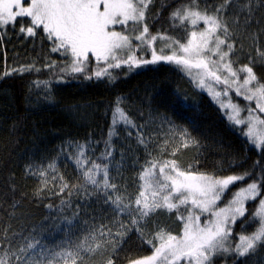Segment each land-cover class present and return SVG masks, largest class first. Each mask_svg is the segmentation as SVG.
Listing matches in <instances>:
<instances>
[{"label":"trees","instance_id":"trees-1","mask_svg":"<svg viewBox=\"0 0 264 264\" xmlns=\"http://www.w3.org/2000/svg\"><path fill=\"white\" fill-rule=\"evenodd\" d=\"M188 3L189 0H151L143 23L149 28V38L160 34L153 44L157 51L163 44L172 45L169 36L183 40L184 26L170 16L177 7ZM221 3L222 0H199V7L203 10L207 5L211 11ZM246 3L248 0H238L236 7H230L224 13L233 43L229 58L234 69L250 66L257 81L264 83V57L260 55L264 53V0H251L250 15L247 9L239 12L242 15L238 26L241 40L246 41V36L256 34L257 54L256 44L251 50L244 42L238 43L237 34L228 22L230 12ZM137 44L141 47L135 52L136 57L151 59V49L133 40V45ZM126 54L127 51L122 56ZM53 62L55 69L47 67ZM21 66H34L39 70L24 71L23 74L11 71ZM64 66V58L51 51V45L43 35L27 37L17 27L9 30L0 43V240L16 237L15 243L19 246L27 242L19 237L31 238L35 234L43 235L51 246L70 232L77 243L94 246L93 229L100 224L111 226L115 223V212L98 198L99 193L91 191L92 186L76 162L99 156L105 139L111 141L114 149L109 180L117 184L122 203H128L138 195V186L144 183L139 179L141 168L149 159H174L182 169L214 177L245 172L256 175L259 173L257 162L264 165L261 150L251 148L237 126H230L220 105L213 102L207 91L196 86V70L190 76L166 62L142 63L138 67L122 64L120 68L110 70L113 82H108L107 77L97 80L71 76L55 82L60 80L59 69ZM5 72L11 74L5 75ZM239 75L242 80L245 73ZM37 82H49L50 87L44 88ZM232 87L234 89L236 85ZM229 96L233 103L255 107L253 102L239 100L235 91L229 92ZM116 107L133 121L135 128L122 126L123 118L115 112ZM164 118L170 123H162ZM113 123L117 126L114 131H119L115 138L108 136ZM238 127L245 128L243 125ZM129 130L132 136L127 134ZM137 130L144 134L141 139L146 140V145L138 142ZM181 130H186L192 138L186 147L185 141L181 140ZM89 141L91 144L83 150L85 155L81 158L79 145ZM172 152H175L174 156ZM252 178L230 185L225 195L230 198L232 191L246 186ZM65 182L68 188L56 195ZM259 199L245 201V215L231 226L228 243L233 247L240 243V235H250L259 227V217L255 216L261 211ZM62 200L67 204H62ZM224 204L225 200L221 199L218 206ZM205 218L201 217L202 220ZM121 219L128 231L102 242L95 252H82L84 259L77 264H107L109 258L114 264H129L133 259L152 254L151 245L145 241L152 239L157 230L173 235L182 232L175 211L158 209L140 221L142 235L131 225L127 211ZM68 220L72 223L68 224ZM95 235L99 237L98 232ZM3 255L0 250V257ZM212 264H264V245L258 244L243 257L234 253L215 254Z\"/></svg>","mask_w":264,"mask_h":264},{"label":"snow or ice","instance_id":"snow-or-ice-1","mask_svg":"<svg viewBox=\"0 0 264 264\" xmlns=\"http://www.w3.org/2000/svg\"><path fill=\"white\" fill-rule=\"evenodd\" d=\"M150 3L151 0H0V43L9 30L17 27L27 37L43 35L50 43L51 51L64 58L65 66L59 69L60 80L55 82H61L69 76L74 79L83 77L97 80L107 77L108 82H113L114 77L110 70L120 68L122 64L138 67L142 63L166 62L174 64L190 76L196 70V86L207 91L213 102L219 100L222 114L230 126H237L239 134L247 138L246 143H250L251 148L260 149V155H264V133H257L254 124V121H258L264 125V120L253 115L254 109L250 105L245 106L248 115L241 117L240 112L245 109L233 103L229 96V92L235 91L236 96L243 95L246 101L255 98V108L264 113V83L257 81L252 67L246 65L239 70L234 69L229 58L233 43L228 35L229 28L224 21V13L230 7H236L238 0H222L219 7L214 6L211 11L207 5L201 10L199 0H189L188 4L177 7L170 18L184 26V37L183 40L168 37L172 40V45H168L172 49L170 53H165L163 49L157 51L153 47L159 33L149 38V28L143 21ZM239 7L241 10L247 9L249 15L251 14V0ZM200 23H203V28L198 27ZM133 40L140 41L151 49V59L136 57L135 52L141 46L133 45ZM125 51L127 54L122 56ZM260 55L264 57V53ZM47 67L55 69L56 64L53 62ZM33 70L39 69L34 66H21L11 71L23 74L24 71ZM241 72L245 73L242 80L239 75ZM8 74L11 73L5 72V75ZM37 83L44 88L50 87L49 82ZM219 85L224 87L217 88ZM233 85H236L234 89ZM221 96L228 97L227 101L219 99ZM115 112L123 118L124 128H135L133 121L122 109L116 107ZM165 122L170 123L167 118L162 121ZM241 125H246V129L238 127ZM116 127L114 123L110 125L108 136L115 138L119 135L118 130L114 131ZM127 134L132 136V131L129 130ZM143 135L137 130L138 142L146 145V140L141 139ZM181 140L185 141V147L192 142L186 130H181ZM90 144L91 141L79 145L81 158L85 155L83 150ZM113 151L111 141L105 139L99 156L94 159L84 158L82 161L78 159L76 162L82 168L83 177L92 186L91 191L99 193L98 198H102L115 212V223L111 226L100 224L93 229L92 238L96 241L94 246L85 247L82 242L77 243L70 232H66L63 240L51 246L43 235L19 237L27 241L19 246L15 243L16 237H5L0 240V250L4 253L0 257V264L82 262V252H95L102 242L128 231L121 219L126 211L131 225L141 235L143 227L140 221L158 209L175 211L176 218L182 224L180 235L157 230L152 239L145 241L151 245L152 254L133 259L129 264H212V256L215 254L234 253L235 256L243 257L250 250H255L258 244L264 245V165L257 162L259 173L256 175L245 172L214 177L182 169L174 159H149L145 162V167L141 168L139 179L144 183L138 186V195L128 203H122V194H117V184L109 180ZM171 155L174 156L175 152ZM120 161L122 164L123 156ZM248 177H253L250 183L232 191L230 198L225 195L230 185ZM66 188L68 184L62 183L55 194L60 195ZM257 197H260L258 205L261 211L255 213V216L259 217V227L250 235H240V243L233 247L228 243L232 235L231 226L239 217L245 215V201H256ZM221 199L225 200V204L219 207ZM61 203L67 204V201L62 200ZM202 216L206 218L202 220ZM67 223L71 224L72 221L68 220ZM96 232L99 237L95 235ZM107 264H114L113 259L109 258Z\"/></svg>","mask_w":264,"mask_h":264},{"label":"rangeland","instance_id":"rangeland-1","mask_svg":"<svg viewBox=\"0 0 264 264\" xmlns=\"http://www.w3.org/2000/svg\"><path fill=\"white\" fill-rule=\"evenodd\" d=\"M239 12H243V10H241L240 8H237V9H235V11L233 12V11H231L230 12V14H229V19H228V22L232 25L231 26V28L230 29H232L233 31H235V33L237 34V40H238V43L240 44V43H243L244 42V44L247 46V47H250V49L252 50V48H253V45H255L256 44V46H257V44H258V41L256 40V38H257V36H256V34H251L250 36L248 35V36H246V41H242L241 40V35L239 34L240 32V27L238 28V26L240 25V23H241V19L239 18V17H241L242 15H241V13H239ZM191 26V25H190ZM198 27L199 28H203L204 27V25H203V23H200L199 25H198ZM251 40V41H250ZM254 47V50H255V53L257 54L258 53V46L257 47ZM160 49H163L164 51L165 50H167L168 49V46L167 45H165V44H163V45H161L160 47H159V50ZM171 48H169V50H168V53H170L171 52ZM243 54H245V53H243ZM243 56H245V55H242V57ZM219 88V87H218ZM221 88V87H220ZM223 88V87H222ZM242 92L244 91L243 89L241 90ZM206 92V91H205ZM235 96H236V94H235ZM239 100H241V101H243V102H253V103H255L254 104V106L256 105V99H255V101L254 100H252V101H246L245 99H244V97H243V95H241V96H236ZM211 98H212V96H211ZM213 99V98H212ZM219 99H222V100H225V101H227L226 100V97L225 96H221ZM215 103H217V104H219V100H217ZM239 105V107L240 108H242V109H245L244 111H241L240 112V115H241V117H246L248 114H246L247 113V110H246V107L245 106H247V105H245V104H238ZM249 105V104H248ZM253 115L254 116H258L261 120H264V113H261V112H259V110L258 109H256L255 107H254V113H253ZM254 124H255V131L257 132V133H264V125H261L258 121H254ZM243 126H245V128L247 127L246 125H243ZM232 186V185H231ZM231 186H229V188L231 187Z\"/></svg>","mask_w":264,"mask_h":264}]
</instances>
